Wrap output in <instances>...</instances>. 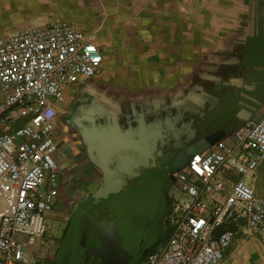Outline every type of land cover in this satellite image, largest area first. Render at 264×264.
I'll return each instance as SVG.
<instances>
[{"label":"crops","instance_id":"1","mask_svg":"<svg viewBox=\"0 0 264 264\" xmlns=\"http://www.w3.org/2000/svg\"><path fill=\"white\" fill-rule=\"evenodd\" d=\"M54 20L98 32L102 68L70 95L76 102L84 95L100 100L113 121L114 133L108 134L114 136V159L122 161L128 178L124 189L107 199L133 192L145 196L159 181L156 161L160 169L185 163L193 152L231 142L235 130L264 116V0H0V37ZM118 128L128 132L122 142ZM132 128L154 129L136 139ZM64 147L62 164L72 180L61 179L56 187L49 232L34 252L46 264L75 232L68 251L75 264H141V245L120 231L114 216L123 197L106 203L112 219L91 207L89 199L107 175L76 156L74 146ZM112 221L121 240L106 263L93 250L101 247Z\"/></svg>","mask_w":264,"mask_h":264},{"label":"built area","instance_id":"2","mask_svg":"<svg viewBox=\"0 0 264 264\" xmlns=\"http://www.w3.org/2000/svg\"><path fill=\"white\" fill-rule=\"evenodd\" d=\"M104 53L97 31L54 20L0 37V264H45L34 252L49 232L62 164L60 113L67 92L95 77ZM264 116L193 152L176 175L165 223L170 235L145 264H221L237 237L264 239ZM248 179V181L246 180Z\"/></svg>","mask_w":264,"mask_h":264},{"label":"rangeland","instance_id":"3","mask_svg":"<svg viewBox=\"0 0 264 264\" xmlns=\"http://www.w3.org/2000/svg\"><path fill=\"white\" fill-rule=\"evenodd\" d=\"M97 100L96 98L91 99L89 95H84L81 100L76 102V99H73V94H71L67 108L60 113V120L63 119L61 121L63 122V129L65 128L63 133H67L68 136L69 134L73 135L72 137L77 140L74 142V139V144H72L75 147L73 151L76 153V156L85 158L87 163L101 169L96 151L99 152L100 156L104 159L103 161L108 166V155L102 149L103 147L110 149L111 145H113L108 142L114 136L112 137L107 132L110 130L111 133H114V126L113 121L108 118L109 112H106L107 105H100V100ZM152 129L154 128H141L139 131V129L132 128V138L137 139L141 135L146 136ZM116 130V134L120 139L119 141L122 142L128 135V132H126L125 128H118ZM155 130L151 133L152 135L157 133ZM95 134L99 137L96 138ZM64 144H68L69 148L72 146H69L71 144L69 142H62V157L66 159L67 154ZM122 145L123 143H120L119 146L122 147ZM156 162L158 165L153 172L156 174L159 172V181L156 182L157 185L151 187L149 190L147 188V191L144 193L145 196L133 192L121 193L110 198L123 197L124 199L123 204L114 210V216L118 219L120 231L125 236L132 237V240L136 241V244L141 245V252L137 256V259L141 258L142 255L143 257L145 255L147 257L150 252L161 247L168 239L170 232L167 231V228H164V220L170 210L167 193L169 190H171V194L178 192L175 185L176 175L184 165V162L179 160L172 164L169 163L170 165H165L160 169L159 165L162 164L159 161ZM255 176L257 194L260 197H264V160L259 163ZM246 180L248 181V179ZM75 240L76 233L69 232L63 242L64 249L60 251L55 260H49L46 264H75L68 259V251L73 247ZM249 250L264 254V239L240 234L225 254L221 264H237L239 263L238 261H240L239 264H242L243 261L244 264H247L250 262L247 257V254L250 252ZM147 252L149 253L147 254ZM146 257L141 259V264L145 262ZM242 259L243 261L241 262ZM257 264H264V262L258 261Z\"/></svg>","mask_w":264,"mask_h":264},{"label":"water","instance_id":"4","mask_svg":"<svg viewBox=\"0 0 264 264\" xmlns=\"http://www.w3.org/2000/svg\"><path fill=\"white\" fill-rule=\"evenodd\" d=\"M97 137L99 136L96 135V138ZM112 140H109L108 143L111 144ZM119 145L118 147H121ZM114 146L115 145H111L110 149H108L107 147H103L102 149L105 152V154L108 155L107 157V159L109 160L108 166L103 161L104 159L100 156L99 152L96 151L97 159L100 161L101 164L100 167L102 171L107 175L106 183L94 196V198L97 200L107 199L111 193H117L122 189H124L125 185L122 182H125L126 179L128 178L127 175L125 176V173H128V171L123 169L124 165L122 164V161L114 159V156H116L113 153ZM110 225L112 226V229L109 231V233L106 232L105 237L102 235L103 243L101 247L93 250L96 256L101 257L105 261L107 260L106 263H108L109 260H111V257H114L116 253H118L117 247L119 246L121 240L120 236L118 237V234H116L117 227L115 226V223L112 221L110 222ZM105 238L107 239V241L105 240Z\"/></svg>","mask_w":264,"mask_h":264},{"label":"flooded vegetation","instance_id":"5","mask_svg":"<svg viewBox=\"0 0 264 264\" xmlns=\"http://www.w3.org/2000/svg\"><path fill=\"white\" fill-rule=\"evenodd\" d=\"M76 87H80V86H76ZM76 87H74V88L68 90V92H67V100H66V102H65V104H64L62 110H64V109L67 108V106H68V101H69V95H70L71 91H72L73 89H75ZM62 110H61V111H62ZM62 120H63V119H62ZM62 120H60V118H59V122H60V135H61V141H62V142H69V143H71L69 146H72V144H74V142H76L77 140H76L74 137H72L73 135H70V134H69V136H68L67 133H63V130H64L65 128L63 129V122H61ZM64 134H65V135H64ZM74 139H75V140H74ZM73 140H74V142H73ZM78 144H79V143H78ZM64 145L68 147V144H64ZM106 203L110 204V203H114V201H111L110 199H105V200H104V199H101V200H95L94 198L89 199V205H90L91 207L96 206V208H97L99 211L104 212V213H103V216H104V217L112 219V218H113V212H112V210L106 205ZM130 244H131V243H130ZM148 253H149V252H147V254H148ZM54 255H55V254H54ZM54 255H53L52 259H51L52 261L55 260V257H56V256L54 257ZM145 256H146V255H145ZM145 256H144V257H145ZM71 261L76 262L77 259L71 256Z\"/></svg>","mask_w":264,"mask_h":264},{"label":"bare ground","instance_id":"6","mask_svg":"<svg viewBox=\"0 0 264 264\" xmlns=\"http://www.w3.org/2000/svg\"><path fill=\"white\" fill-rule=\"evenodd\" d=\"M249 251L250 252L247 254V257L250 260V262H248L247 264H257L258 261H260L262 263L264 262V254L263 253H258L254 250H249ZM242 261H243V259L241 260V262ZM242 264H244V261L242 262Z\"/></svg>","mask_w":264,"mask_h":264}]
</instances>
